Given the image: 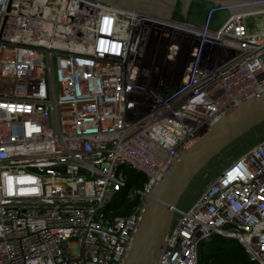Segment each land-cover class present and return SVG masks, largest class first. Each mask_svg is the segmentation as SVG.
Returning <instances> with one entry per match:
<instances>
[{
	"label": "built area",
	"instance_id": "obj_1",
	"mask_svg": "<svg viewBox=\"0 0 264 264\" xmlns=\"http://www.w3.org/2000/svg\"><path fill=\"white\" fill-rule=\"evenodd\" d=\"M263 90L264 7L215 30L105 0H0V264H122L178 153ZM215 235L264 264V138L175 211L159 264H201Z\"/></svg>",
	"mask_w": 264,
	"mask_h": 264
},
{
	"label": "water",
	"instance_id": "obj_2",
	"mask_svg": "<svg viewBox=\"0 0 264 264\" xmlns=\"http://www.w3.org/2000/svg\"><path fill=\"white\" fill-rule=\"evenodd\" d=\"M194 1L110 0L107 2L121 3L132 6L130 8L135 7L134 9L165 17L174 18L176 15H182L184 18L182 21L215 30L231 12L264 7V0H204L210 4L209 6L207 4L198 6L199 3ZM262 124H264V90L230 110L182 149L146 200L122 264H159L166 237L175 219V211L179 208L192 182L215 157L223 153V150Z\"/></svg>",
	"mask_w": 264,
	"mask_h": 264
},
{
	"label": "trees",
	"instance_id": "obj_3",
	"mask_svg": "<svg viewBox=\"0 0 264 264\" xmlns=\"http://www.w3.org/2000/svg\"><path fill=\"white\" fill-rule=\"evenodd\" d=\"M194 3H199L198 6H202V4H207L208 6L210 5L208 2H205L204 0H195ZM174 18L179 20L184 19L182 15H176ZM263 130H264V124L254 128L249 133L239 138L237 142L242 140L245 141L249 136V134H251L254 131L262 132ZM248 147L249 145H246V148ZM240 154L241 152H239L233 159L238 157ZM222 157H223L222 154L215 157L210 162V164L199 173L198 177L200 175H203L206 171L209 172L207 176L208 179H210V177L219 175L224 168L220 161ZM229 163H227L226 165H228ZM215 164L216 166H214ZM128 172L130 175L129 185H138V186L142 185V183L146 178L145 175L136 173L132 169H129ZM109 206L115 209L116 214H122V215L129 214L132 208L131 203H126L123 206L121 204L116 203L115 201L112 203V205L110 204ZM212 239L208 241V243L211 242ZM201 264H250V260L238 240L226 239L220 236L219 241L215 244L214 243L210 244L209 247L207 248V251L204 249L201 250Z\"/></svg>",
	"mask_w": 264,
	"mask_h": 264
},
{
	"label": "rangeland",
	"instance_id": "obj_4",
	"mask_svg": "<svg viewBox=\"0 0 264 264\" xmlns=\"http://www.w3.org/2000/svg\"><path fill=\"white\" fill-rule=\"evenodd\" d=\"M107 1H110V0H107ZM116 4H120V5H123V6H127V7H132V6H128V5H124V4H121V3H117V2H114ZM135 8V7H134ZM164 69L167 68V66H164L163 67ZM166 70H164L163 72V75L167 74L165 73ZM264 136V130L261 132V131H254L252 132L251 134H249V136L247 137V139L245 141H235L233 144H231L230 146H228L225 150H223V159L221 158V163L223 165V167L229 163L230 161H232V159L239 153H243L247 148H246V145H249L252 146L253 144H255L256 142H258L262 137ZM219 161V162H220ZM227 161V162H225ZM229 161V162H228ZM216 166V164L214 165ZM209 170V169H208ZM207 172V173H206ZM203 175H200L199 177L197 176L196 179L194 180L193 182V185H191V187L187 190V192L185 193L184 197L182 198L181 200V203L179 205V207L181 209H186L188 208L193 200L197 199L200 195V193L210 185V183L212 182V180H214L217 176H213V177H210V179L207 178L208 176V171H206ZM199 185H202L204 187V189L201 190V188L199 187ZM200 188V189H199ZM194 200V201H195ZM113 203V202H112ZM111 203V205H112ZM220 239V236L218 235H215L212 239L211 242H206L204 244H202L201 246V250L204 249L207 251V248L209 247L210 244L212 243H217ZM73 251H74V254H78L79 252V246L78 245H73Z\"/></svg>",
	"mask_w": 264,
	"mask_h": 264
},
{
	"label": "flooded vegetation",
	"instance_id": "obj_5",
	"mask_svg": "<svg viewBox=\"0 0 264 264\" xmlns=\"http://www.w3.org/2000/svg\"><path fill=\"white\" fill-rule=\"evenodd\" d=\"M193 182H194V181H193ZM193 182H192L191 185H193ZM199 187L201 188V190L204 189V187H203L202 185H199ZM200 188H199V189H200Z\"/></svg>",
	"mask_w": 264,
	"mask_h": 264
},
{
	"label": "bare ground",
	"instance_id": "obj_6",
	"mask_svg": "<svg viewBox=\"0 0 264 264\" xmlns=\"http://www.w3.org/2000/svg\"><path fill=\"white\" fill-rule=\"evenodd\" d=\"M163 17H165V16H163ZM168 18V17H167Z\"/></svg>",
	"mask_w": 264,
	"mask_h": 264
}]
</instances>
